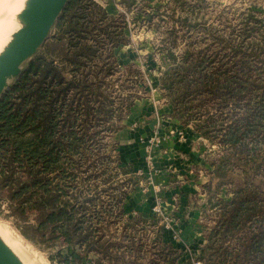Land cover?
<instances>
[{
  "label": "rangeland",
  "instance_id": "1",
  "mask_svg": "<svg viewBox=\"0 0 264 264\" xmlns=\"http://www.w3.org/2000/svg\"><path fill=\"white\" fill-rule=\"evenodd\" d=\"M6 1L0 0V7ZM90 1L87 10L95 17L99 8L106 12L108 33L99 28L101 32L95 37L97 56L79 69L80 73H89L92 85L85 88L80 102L73 101L70 114L64 108L57 130L73 129L81 136L78 152L83 189L89 192L94 184L98 196L79 206L78 212L84 214L82 225L90 228L89 237L104 245L95 242L93 245L100 247L96 249L85 243L78 247L56 243L44 248L26 236L27 229L22 228L26 221L13 218L2 201L0 229L19 243L33 264H168L166 254L176 251L169 252L162 243L194 259L221 213L219 200L229 201L244 175L234 164L224 176H214L211 161H217L228 146L209 142L189 124L188 129L180 125L166 133L153 130L150 142L140 141L138 116L159 113L162 98L170 103L159 81L174 63L168 51L176 55L175 62L181 61L183 51L188 50L208 56L206 63L217 66L218 60L225 64L229 60L228 42H240L247 51L254 46L258 54L250 61L255 67L252 74L263 79L264 0ZM53 32L54 26L49 36ZM42 50L43 45L35 55ZM30 60L23 63L22 70H27ZM21 77L11 78L4 94ZM67 95L71 99V91ZM131 130L142 146V162L135 167L121 161V146ZM172 140L189 146L185 157L192 163L188 159L185 162L183 156L177 157L179 165L157 163V158L166 154L165 144ZM178 153L166 154L167 160ZM74 156L78 157L77 152ZM184 167L187 180L176 174ZM262 172L257 169L247 178L261 182ZM196 175L199 185L193 191L190 183ZM56 182L68 184L59 173ZM180 184L187 188L183 191L189 193L186 197L181 195ZM172 186L174 189H170ZM29 220L33 222V215Z\"/></svg>",
  "mask_w": 264,
  "mask_h": 264
},
{
  "label": "trees",
  "instance_id": "2",
  "mask_svg": "<svg viewBox=\"0 0 264 264\" xmlns=\"http://www.w3.org/2000/svg\"><path fill=\"white\" fill-rule=\"evenodd\" d=\"M90 2L68 0L43 50L0 97V201L13 218L26 221V236L44 248L104 245L89 237L84 214L78 212L98 196L94 184L89 192L83 189L81 136L73 129L57 130L64 108L70 114L73 101L80 102L92 85L89 73L79 69L97 56L98 32L108 33L106 12L98 7L95 17L87 10ZM228 43L229 60H218L217 66L188 50L175 62L176 55L168 51L174 63L159 78L182 127L189 124L209 142L228 146L211 161L213 175L224 176L234 164L244 175L230 200H219L221 213L194 259L162 243L176 251L166 254L168 264H264V78L252 74L250 61L258 54L254 46L247 51L240 42ZM257 169H263L261 182H250L247 177ZM58 173L67 185L56 182Z\"/></svg>",
  "mask_w": 264,
  "mask_h": 264
},
{
  "label": "water",
  "instance_id": "3",
  "mask_svg": "<svg viewBox=\"0 0 264 264\" xmlns=\"http://www.w3.org/2000/svg\"><path fill=\"white\" fill-rule=\"evenodd\" d=\"M68 0H25L17 17L20 27L0 52V97L11 78L22 76V65L44 44ZM0 264H23L0 238Z\"/></svg>",
  "mask_w": 264,
  "mask_h": 264
},
{
  "label": "crops",
  "instance_id": "4",
  "mask_svg": "<svg viewBox=\"0 0 264 264\" xmlns=\"http://www.w3.org/2000/svg\"><path fill=\"white\" fill-rule=\"evenodd\" d=\"M161 110L159 113L157 112H153L152 114L146 113V114H140V116H138L139 118V122H137L138 127L140 130H138L140 132L139 135V140L143 141L146 140L147 142H150V138L152 137L153 134V130L155 131H159V133H166L168 129L178 126L181 127L179 123V121L177 120V118L174 116V109L171 103H168L167 101H165L163 98L161 99ZM160 121V123H159ZM159 124V126H158ZM184 129H188L186 126L184 127ZM147 130V131H145ZM176 141V142H173ZM166 149H164V152L166 154H171L172 155V151H179L178 155L175 156L173 159L171 160H167L166 154H164L162 157L164 158H157V163H161L162 164H166L168 163V165H174V164H178V159L177 157L183 156L186 162V159L190 160V163H192L191 159L189 157H185V155L187 156L188 154L186 153V151L188 150L189 146L186 145L185 143H179L177 142V140H172L170 142H168L167 144H165ZM194 144H193V148H194ZM141 145L138 142V139L136 138L135 134H134V130H131L130 134L127 136L126 138V142L125 144H123L121 146V161H126L125 163L133 165L135 167L136 164H139L140 162H142V158L139 159L140 156H142V149H141ZM173 147V150H172ZM182 151V152H181ZM186 153V154H185ZM158 153H154V156L157 155ZM175 154V153H173ZM158 157V156H157ZM156 159V157H155ZM138 162H135V161ZM188 163V162H187ZM188 163V165L190 164ZM182 164V162L180 163ZM186 165V164H185ZM191 165V164H190ZM166 166V165H164ZM183 166V165H181ZM178 177L182 178L184 176V174H186V170L185 167L181 168L179 171H177ZM185 180H187V176H184ZM191 183L190 185H192L191 189L197 190L198 189V185H199V180H198V176L196 175V177H193V179L191 178ZM187 186V185H185ZM189 186V185H188ZM180 189H181V195L184 194V196L186 197V192H183L185 189L184 186H182L180 184ZM169 188V187H168ZM170 189H174V186L170 187ZM176 190L179 192L178 188L176 187ZM170 202V201H169ZM167 204V203H166Z\"/></svg>",
  "mask_w": 264,
  "mask_h": 264
},
{
  "label": "bare ground",
  "instance_id": "5",
  "mask_svg": "<svg viewBox=\"0 0 264 264\" xmlns=\"http://www.w3.org/2000/svg\"><path fill=\"white\" fill-rule=\"evenodd\" d=\"M24 0H7L0 7V52L3 47L11 40L12 33L20 27L18 13L23 8ZM0 238L10 247V249L18 256L23 264H33L26 257L22 247L12 237L6 235L0 229Z\"/></svg>",
  "mask_w": 264,
  "mask_h": 264
},
{
  "label": "built area",
  "instance_id": "6",
  "mask_svg": "<svg viewBox=\"0 0 264 264\" xmlns=\"http://www.w3.org/2000/svg\"><path fill=\"white\" fill-rule=\"evenodd\" d=\"M120 1V0H119ZM181 133H182V131H181Z\"/></svg>",
  "mask_w": 264,
  "mask_h": 264
}]
</instances>
